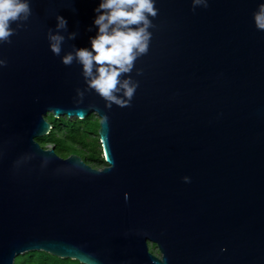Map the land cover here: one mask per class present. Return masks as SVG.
I'll list each match as a JSON object with an SVG mask.
<instances>
[{"label":"water","instance_id":"water-1","mask_svg":"<svg viewBox=\"0 0 264 264\" xmlns=\"http://www.w3.org/2000/svg\"><path fill=\"white\" fill-rule=\"evenodd\" d=\"M260 2L157 0L131 104L108 107L79 63L61 61L90 47L99 0H31L0 44V264L30 250L84 264H264ZM58 13L60 56L47 38ZM49 113H96L106 165L43 146Z\"/></svg>","mask_w":264,"mask_h":264},{"label":"clouds","instance_id":"clouds-1","mask_svg":"<svg viewBox=\"0 0 264 264\" xmlns=\"http://www.w3.org/2000/svg\"><path fill=\"white\" fill-rule=\"evenodd\" d=\"M157 0H99L94 11L93 25L96 33L90 37V47H75L61 56L65 65L76 61L82 66V75L86 85L95 90L105 100L108 107L113 102L121 107L131 104L139 86V80L131 73L138 57L149 50L152 31L155 26L153 17L159 9ZM209 0H192L193 9L202 5L207 7ZM32 14L31 0H0V44L10 42L17 29L24 27ZM256 27L264 30V0L258 4L253 13ZM55 30L48 29L47 38L52 52L60 56L66 37L63 30L67 29V18L58 13ZM13 22L16 26L13 27ZM77 31L68 32V38L74 39ZM7 60L0 58V66ZM137 73L142 69H136ZM82 97L83 92L79 91ZM185 182L191 177L185 175ZM127 199V194H126ZM223 250V249H222Z\"/></svg>","mask_w":264,"mask_h":264},{"label":"trees","instance_id":"trees-1","mask_svg":"<svg viewBox=\"0 0 264 264\" xmlns=\"http://www.w3.org/2000/svg\"><path fill=\"white\" fill-rule=\"evenodd\" d=\"M51 123L49 131L37 138L45 147L52 145L56 152L68 157L76 153L93 167L101 168L106 165L103 154L99 126L100 117L94 113L84 118L62 115L55 117L47 115ZM151 250L159 254L156 245L151 243ZM13 264H84L77 259L60 257L44 250H30L18 255Z\"/></svg>","mask_w":264,"mask_h":264},{"label":"rangeland","instance_id":"rangeland-1","mask_svg":"<svg viewBox=\"0 0 264 264\" xmlns=\"http://www.w3.org/2000/svg\"><path fill=\"white\" fill-rule=\"evenodd\" d=\"M50 147H52V145H50ZM150 246H152V244H150ZM157 248V247H156ZM158 249V248H157Z\"/></svg>","mask_w":264,"mask_h":264}]
</instances>
